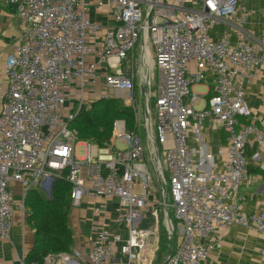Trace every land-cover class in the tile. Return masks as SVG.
Instances as JSON below:
<instances>
[{"label": "built area", "instance_id": "1", "mask_svg": "<svg viewBox=\"0 0 264 264\" xmlns=\"http://www.w3.org/2000/svg\"><path fill=\"white\" fill-rule=\"evenodd\" d=\"M3 1L17 5L22 32L7 57L8 85L0 110V238H10L14 185L21 184L25 198L34 186L46 191L66 171L73 207L87 196L120 199L116 223L125 233L100 223L89 264H111L117 250L125 264L152 263L159 248L158 210L152 209L154 226L141 224L159 188L139 132L116 120L111 141L99 146L80 140L71 126L84 106L111 98L123 99L137 121L139 68L134 54L140 43L141 65L154 68L141 101L143 125L159 191L164 197L167 187L179 235L162 264H207V240L232 224L264 232V211L247 216L241 207L242 187L255 181L248 146L252 137L264 141V132L240 119L245 84L264 68V32L252 40L241 36L236 44L226 32L215 34L220 22H231L240 13L242 27L247 16L242 0H105L111 26L90 20V6L98 0ZM191 62L214 75L213 93L200 109L201 96L188 77ZM205 119L222 129L227 140L225 151H219L226 155L223 168L210 174L198 170L195 149L187 143L191 124ZM258 167L264 173V159ZM156 202L164 209L169 206L164 198ZM167 226L171 238L176 228L170 222ZM56 255L46 256L43 264H55ZM59 256L64 264L71 259L68 252ZM21 262L38 264L26 258Z\"/></svg>", "mask_w": 264, "mask_h": 264}, {"label": "crops", "instance_id": "2", "mask_svg": "<svg viewBox=\"0 0 264 264\" xmlns=\"http://www.w3.org/2000/svg\"><path fill=\"white\" fill-rule=\"evenodd\" d=\"M241 5L247 10L246 21L242 24V27L238 26L239 18L241 17L240 13L231 22H220L215 30L216 35L226 32L227 38L232 44H236L241 36H244L247 40L261 38L264 32V0H242ZM109 11V6L105 0L95 1L90 6L89 18L98 25L111 26L113 21L110 18ZM21 32L22 27L16 15V10H13V7L0 0V110L4 101V92L8 85L6 74L7 57L15 51ZM140 54L141 43L134 54L138 60L137 67L139 68V74L136 76V85L142 78H144L145 82L143 96L140 100H138V94L136 93L137 109L141 114V101L146 89V77L152 76L154 68L151 64H147V66L141 65ZM188 77L193 81L192 89L194 86H198L197 93L201 96L196 107L199 109L203 108L205 99L213 93L214 75L205 66L191 62ZM245 89L246 103L240 119L246 123H254L258 132H264L263 67L257 69L253 81L245 84ZM141 121L143 123V116ZM263 142L252 137L251 144L248 146V155L251 157L250 171L255 175V181L245 184L241 189L243 197L242 212L247 216L264 211V173L258 167L259 161L264 159ZM187 143L191 148L195 149V163L200 172L210 174L223 168L226 155L225 153L220 155L219 151L225 149L227 143L226 134L222 129L212 128L209 119H205L200 124L195 122L191 124ZM209 154L212 155L211 158L208 157ZM14 190L16 210L10 238H0V264H22L21 260L26 258L35 243V231L26 222L25 198L22 195L21 184L16 183ZM152 198L156 199L154 195ZM119 204L120 199L117 197L106 200L87 196L78 207L72 208L69 216V225L73 234V243L69 252L71 259L66 264H89L88 256L92 241L96 236L95 228L100 223H104L111 231L125 233L116 223V208ZM152 209L153 207L144 211L145 218L141 227L148 228L151 223L152 225L154 224ZM172 218L176 222L174 213ZM169 227L171 228L170 225ZM207 247L209 253L207 264H264V232L254 227L232 224L222 229L217 236L210 237L207 240ZM76 251H80L83 255L77 257L75 255ZM158 251L159 248L151 264L164 262L165 259L162 260L160 257L159 261H157ZM53 260L55 264H64L59 254ZM111 264H125V257L119 250L116 251L115 258Z\"/></svg>", "mask_w": 264, "mask_h": 264}, {"label": "trees", "instance_id": "3", "mask_svg": "<svg viewBox=\"0 0 264 264\" xmlns=\"http://www.w3.org/2000/svg\"><path fill=\"white\" fill-rule=\"evenodd\" d=\"M116 120H124L128 131L138 132L134 109L119 98L99 99L88 108L83 107L71 126L78 131L80 140L105 146L111 141ZM66 173L59 172L55 177L50 196L37 186L27 191L24 200L26 222L35 231V243L26 256L27 262L43 264L46 256L71 250L73 234L69 216L73 208L72 186L66 179ZM166 242L168 240L160 239L159 248L167 249L168 254Z\"/></svg>", "mask_w": 264, "mask_h": 264}, {"label": "rangeland", "instance_id": "4", "mask_svg": "<svg viewBox=\"0 0 264 264\" xmlns=\"http://www.w3.org/2000/svg\"><path fill=\"white\" fill-rule=\"evenodd\" d=\"M138 82H139L138 85H136V93L138 94V100H140L142 98V96H143V91H144V88H145L144 78H142ZM152 84H153L152 85V89H155V86H154L155 85V79L152 81ZM197 88H198V86L197 87L196 86L193 87V91L196 92V93L198 92ZM121 101L124 104V100L121 99ZM89 106L90 105H86L84 107L88 108ZM66 113H68V111ZM141 118H142V116L139 113L138 123H137V130H138V132H139V134H140V136L142 138V141H143V145H144V149H145V155L144 156H145V159L147 160V162L149 164L150 172L153 175V181L157 185L159 190H161V187H160V185L158 183L156 171H155V165L151 162V151H150L151 142L147 138V130H146L145 125H143V123L141 121ZM154 133H155V131H154ZM77 155L80 156V157L84 155V147L83 146L78 147ZM37 187H40V186H37ZM159 190L154 193V196L156 197V199L154 200V203H153V209L156 208L158 210V214H159V224H158V226H159L160 239L161 240L162 239L168 240V242H166V245H167V247H169V251L168 252H170V251H172L175 248V246H176V244H177V242L179 240V235H178V232H177V222H175L173 220V218H172L173 213H174V209L171 206L172 200H171V197L169 195V192L167 191V187L165 186L166 193L164 194V197H163L162 192H160ZM162 198H164L165 202L169 205L166 209H163L160 206L155 207V204H157L156 200H161ZM166 213H168V215L170 217L166 216ZM169 222L172 223L173 226L176 228V233L171 238H168L169 237V230H168L167 224ZM151 226H152V223H151ZM166 250H164L160 246L159 251H158V255H157V258H158L157 261H159V257L162 260H164L166 258V256H167ZM156 264H157V262H156Z\"/></svg>", "mask_w": 264, "mask_h": 264}, {"label": "water", "instance_id": "5", "mask_svg": "<svg viewBox=\"0 0 264 264\" xmlns=\"http://www.w3.org/2000/svg\"><path fill=\"white\" fill-rule=\"evenodd\" d=\"M9 6L13 7V10H16V7H17L16 4H10ZM79 112L77 113V115L79 114ZM45 189H46L47 194L50 196L51 195V191H52V186H46Z\"/></svg>", "mask_w": 264, "mask_h": 264}]
</instances>
